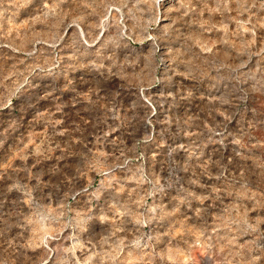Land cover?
<instances>
[{"label": "rangeland", "instance_id": "obj_1", "mask_svg": "<svg viewBox=\"0 0 264 264\" xmlns=\"http://www.w3.org/2000/svg\"><path fill=\"white\" fill-rule=\"evenodd\" d=\"M0 264H264V0H0Z\"/></svg>", "mask_w": 264, "mask_h": 264}]
</instances>
